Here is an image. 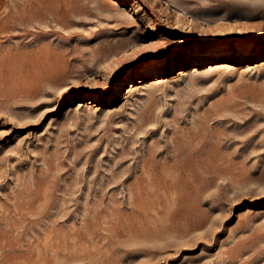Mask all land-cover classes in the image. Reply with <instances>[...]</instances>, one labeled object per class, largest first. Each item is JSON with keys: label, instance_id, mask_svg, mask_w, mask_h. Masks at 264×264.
<instances>
[{"label": "rangeland", "instance_id": "374dc122", "mask_svg": "<svg viewBox=\"0 0 264 264\" xmlns=\"http://www.w3.org/2000/svg\"><path fill=\"white\" fill-rule=\"evenodd\" d=\"M263 47L264 0H0V264H264Z\"/></svg>", "mask_w": 264, "mask_h": 264}, {"label": "bare ground", "instance_id": "6f19581e", "mask_svg": "<svg viewBox=\"0 0 264 264\" xmlns=\"http://www.w3.org/2000/svg\"><path fill=\"white\" fill-rule=\"evenodd\" d=\"M263 49H264V47H263ZM258 56H259V58H264V55H262V54H259ZM152 59H153L152 57H150V56L148 57V60H152ZM194 60H195V59H194ZM119 87L121 88L122 86L120 85ZM198 145H199V144H198ZM200 146H201V145H200ZM192 149H193V148H192ZM194 149H195V147H194ZM200 149H201V148H200ZM195 150H196V149H195ZM178 151H179V150H178ZM188 151H189V150H188ZM194 152H195V151H194ZM196 155H197V154H196ZM183 156H184V155H183ZM208 156H209V155H208ZM175 158H176V157H175ZM176 159H177V158H176ZM204 159H205V158H204ZM207 159H208V158H207ZM199 161H200V160H199ZM199 161H198V162H199ZM205 161H206V160H205ZM208 161H209V160H208ZM173 162H174V161H173ZM187 162H188V161H187ZM206 162H207V161H206ZM210 162H211V161H210ZM183 163H184V162H183ZM201 163H202V162H201ZM204 163H205V162H204ZM173 164H174V163H173ZM173 164H172V165H173ZM186 164H187V163H186ZM207 164H208V163H207ZM187 165H188V164H187ZM193 165H194V164H193ZM203 165H204V164H203ZM184 166H185V165H184ZM191 166H192V165H191ZM205 166H206V165H205ZM173 167H174V166H173ZM192 167H193V166H192ZM197 167H198V166H197ZM178 168H179V167H178ZM180 168H181V167H180ZM193 168H194V167H193ZM186 169H188V168H186ZM194 169H195V168H194ZM206 169H207V168H206ZM177 170H178V169H177ZM191 170H193V169H190V171H191ZM196 171H197V170H196ZM163 172H164V171H163ZM176 172H177V171H176ZM207 172H208V171H207ZM173 173H174V171H173ZM199 173H200V172H199ZM201 173H202V172H201ZM178 174H179V172H178ZM186 174H187V173H186ZM189 174H190V173H189ZM189 174H188V175H189ZM191 174H192V173H191ZM176 175H177V174H176ZM161 176H162V175H161ZM156 186H157V184H156ZM187 191H188V190H187ZM176 193H177V192H176ZM26 194H27V192H26ZM32 194H33V193H32ZM38 197H39V196H38ZM181 197H182V196H181ZM189 197H190V196H189ZM30 199H31V198H30ZM22 201H23V200H22ZM28 201H29V200H28ZM182 201H183V200H182ZM177 203H178V202H177ZM183 203H184V202H183ZM173 207H174V206H173ZM186 207H187V205H186ZM186 207H185V208H186ZM24 208H25V207H24ZM21 210H22V209H21ZM174 210H175V209H174ZM16 211H17V210H16ZM172 211H173V209H172ZM183 211H184V210H183ZM189 211H190V210H189ZM18 213H20V211H19ZM18 213H17V214H18ZM171 213H172V212H171ZM183 213H184V212H183ZM188 213H189V212H187V214H188ZM181 214H182V213H181ZM181 214H180V215H181ZM184 214H185V213H184ZM191 214H192V213H191ZM21 217H22V215H21ZM168 217H169V216H168ZM181 217H182V216H181ZM187 217H188V216H187ZM192 217H196V216H192ZM21 219H22V218H21ZM181 219H183V218H181ZM192 219H193V218H192ZM177 220H178V219H177ZM183 220H185V219H183ZM169 221H170V220H169ZM194 221H195V219H194ZM0 222H1V221H0ZM17 223H18V220H17ZM194 223H195V222H194ZM5 225H7V224H5ZM15 225L17 226V224H15ZM0 226H1V224H0ZM9 226H12V225L9 224ZM184 226H185V224H184ZM188 226H190V225H188ZM2 227H4V226H2ZM5 227H6V226H5ZM19 227H20V226H19ZM194 227H195V226H194ZM7 228H8V227H7ZM16 228H18V226H17ZM16 228H15V229H16ZM0 229L3 230V228H1V227H0ZM4 229H5V228H4ZM9 229H10V227H9ZM194 229H195V228H194ZM6 230H7V229H6ZM11 230H12V229H11ZM11 230H10V231H11ZM4 231H5V230H4ZM10 231H9V232H10ZM16 231H17V230H16ZM1 232H3V231H1ZM4 233H5V232H4ZM12 233H13V232H12ZM12 233H10V236H11ZM2 234H3V233H2ZM14 234H15V233H14ZM0 235H1V233H0ZM6 235H8V234H6ZM6 235H4L3 237H6ZM0 238H1V237H0ZM21 238H22V236H21ZM25 238H26V237H25ZM30 238H31V237H30ZM11 239H12V238H11ZM26 240H27V239H26ZM20 241H21V240H20ZM22 241H23V240H22ZM22 241H21V243H22ZM8 242H9V241H8ZM3 244H4V243H3ZM12 244H13V243H12ZM16 244H17V243H16ZM20 245H21V244H20ZM2 246H3V245H2ZM2 246H0V247H2ZM24 246H26V245H24ZM5 248H6V247H5ZM14 248H15V247H14ZM28 248H29V247H28ZM18 250H19V249H18ZM1 251H3V250L1 249ZM7 251H9V249H8ZM7 251H6V252H7ZM20 251H21V250H20ZM20 251H19V252H20ZM37 251H38V250H37ZM11 252H12V251H11ZM11 252H10V253H11ZM13 252H14V250H13ZM19 252H18V253H19ZM21 252H22V251H21ZM3 253H5V252H3ZM3 253H2V256L4 255L5 257H4V256H3V257H4V259H6V260L4 261V263H3V260H2V263H3V264H10V263H8V260H7V259H8V255H7L6 253H5V254H3ZM16 253H17V252H16ZM23 253H25V252H23ZM31 253H32V252H31ZM37 253H38V252H37ZM14 254H15V253H14ZM14 254H13V255H14ZM30 255H31V254H30ZM10 256H11V255H10ZM10 256H9V257H10ZM15 256H16V255H15ZM15 256H14V257H15ZM17 256H19V255H17ZM11 257H12V256H11ZM11 257H10V260H11ZM56 257H57V256H56ZM0 261H1V260H0ZM27 262H28V261H27ZM27 262H26V263H27ZM39 262H40V261H39ZM24 263H25V262H24ZM32 264H33V263H32Z\"/></svg>", "mask_w": 264, "mask_h": 264}]
</instances>
